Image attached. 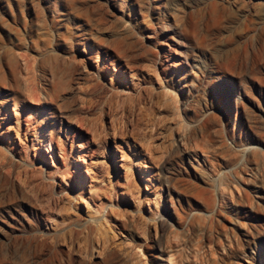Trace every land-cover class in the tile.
Returning a JSON list of instances; mask_svg holds the SVG:
<instances>
[{
    "label": "rangeland",
    "instance_id": "rangeland-1",
    "mask_svg": "<svg viewBox=\"0 0 264 264\" xmlns=\"http://www.w3.org/2000/svg\"><path fill=\"white\" fill-rule=\"evenodd\" d=\"M0 264H264V0H0Z\"/></svg>",
    "mask_w": 264,
    "mask_h": 264
},
{
    "label": "bare ground",
    "instance_id": "bare-ground-1",
    "mask_svg": "<svg viewBox=\"0 0 264 264\" xmlns=\"http://www.w3.org/2000/svg\"><path fill=\"white\" fill-rule=\"evenodd\" d=\"M173 39H174L175 44H176L175 51L176 52H179V53H181L183 55L185 54L184 63H187L189 59H188V56L185 53L186 51L184 50V47H185V45H184L185 43H183L184 41H182L178 36L177 37H174ZM173 51L174 50H171V49L165 50L163 52V55L165 57V60L160 61V62L164 65V67H165L166 70H169L170 74H172V75L174 74L175 75L176 74V71H175V68L173 69V67H175V65H176L175 62L176 61H175V57H173L174 56V52ZM170 60L172 61L171 62L172 64L171 63L170 64L167 63ZM20 129H21V123H18V130H17V136L18 137H19V131H20ZM41 141H42L43 146H46V145L52 143V140H49V142L47 140H41ZM18 151H19V153H21L20 149ZM53 166L55 167V163L53 164ZM60 179L62 180V183L65 184L64 174H61ZM62 193H65V191H62ZM80 196L83 198L84 192H80ZM161 237H162V234H161L160 238L156 241V248L158 249L159 254L162 256L163 253H164V251H165V248H164V245H163V243L161 241Z\"/></svg>",
    "mask_w": 264,
    "mask_h": 264
}]
</instances>
